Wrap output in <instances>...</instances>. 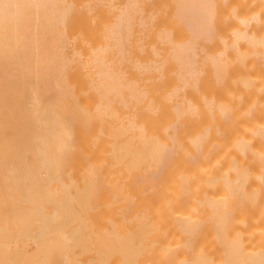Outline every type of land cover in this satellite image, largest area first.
I'll return each instance as SVG.
<instances>
[{
  "label": "bare ground",
  "instance_id": "bare-ground-1",
  "mask_svg": "<svg viewBox=\"0 0 264 264\" xmlns=\"http://www.w3.org/2000/svg\"><path fill=\"white\" fill-rule=\"evenodd\" d=\"M80 2L0 0V264H264V86H256L254 117L246 113L253 118L214 99L202 103L203 116L214 106L238 117L224 118V128L232 122L223 160L222 143L219 151L200 148L199 132L191 147L175 148V119L198 112L195 103L173 99L196 79L200 62L210 63L213 78L224 75L225 46L245 38L264 50V32L235 26L232 40L223 36V49L211 54L203 41L213 30L212 0H173L185 38L167 41L177 83L161 91V102L155 97L157 107L145 101L152 91L144 100L140 86L117 81L108 66L124 56L119 33L137 0H122L94 43L97 31L83 20ZM136 60L137 70L162 69L151 57ZM83 66L92 72L87 79ZM163 96L176 102L165 105ZM165 107L164 134L152 112ZM125 108L135 109L129 118ZM239 118L252 130L238 127ZM152 122L161 134L148 131ZM236 125L243 130L234 133Z\"/></svg>",
  "mask_w": 264,
  "mask_h": 264
},
{
  "label": "rangeland",
  "instance_id": "rangeland-1",
  "mask_svg": "<svg viewBox=\"0 0 264 264\" xmlns=\"http://www.w3.org/2000/svg\"><path fill=\"white\" fill-rule=\"evenodd\" d=\"M137 2L138 3L136 4V7L133 8L135 10L132 11L133 16H132L129 28L127 30H124L123 32L119 33V35H123L125 37L123 39V44H124L123 48L124 49L122 48V50H124V52H125L124 56H122L121 58H120V55H118L116 57H112L110 59V63L108 64V66L110 68V71H112V73L114 72L113 76L116 77L115 79L117 81L122 82L124 80V83H125V82H128L130 80V82L133 81L132 83H135L136 86L137 85H138V87L140 86L141 92L143 90L144 91L143 93H145L142 95V97H144V100L147 98V95L151 91L154 93H157L159 90V92H158L159 94L157 93L158 95H156L154 97H152L150 95L152 92L148 95V97L150 96V98H152V99L148 98L150 101H147L148 99L145 100L146 102H149L151 105H152V102L154 101V103H155L154 105H156L158 107L159 103L155 102L156 101L155 97H157V98L159 96L161 97L163 94L161 91H163V92L167 91V93H168V90H170L169 87H172L173 85H176V83H177L176 76H175L176 70L174 69V67L170 63V61L167 57V54H166L167 41L170 38H172L174 40H178L180 37L182 38L184 36L185 32L183 29L184 27H182L178 24L179 22L177 21L176 18H174V13H172L173 6H174L173 0H137ZM80 3L82 4L81 10L83 12V17H84L83 20L84 21H88V20L93 21L92 22L93 27H95L94 29H95V31H97L96 35H95V33L91 34L92 38L95 36V38H93L91 40L94 43V42H97L96 40H98V41L101 40V39H98L99 34H102V32H103L102 30L105 28V26L110 25L111 24L110 22L114 21V14L117 13L116 9L119 7V4H122L124 2H122V0H81ZM212 3L214 6V12L212 15L213 30H212V33L210 35V39L203 41L204 43L202 42L204 44V46L206 45L205 46L206 49L209 48L208 50H206L209 53H211V54H212V52L217 53V50L223 49L222 48L223 44L221 42V38L223 36L224 37L226 36L227 40L228 39L232 40V31L235 28V26H236V28L237 27L238 28L245 27V29L247 30V32L249 34L252 32L251 35L254 33V34H256L255 36H258L257 34L260 35L261 32H264V0H213ZM114 5L116 8L114 7ZM136 9H137V12H136ZM171 14H172V17H171ZM243 18H245V19H243ZM141 20L146 21L144 26L140 25ZM94 24H95V26H94ZM263 34L264 33H262V35ZM174 37H176V38H174ZM184 38H182V39H184ZM82 39H83L84 46H86L84 34H83ZM94 39H96V40L94 41ZM222 40H223V38H222ZM229 40H228V42H230ZM253 48H255V50ZM261 48L262 47L260 45L253 46L245 38H240L238 40L236 46H230V45L225 46L224 47V53L222 54V59L224 58V60H226L225 61V68L223 67V69H222V71L223 72L225 71V72H224V75H223V73H221V77H220L221 79L220 78L215 79L216 77L213 76L214 75V74H212L213 72L210 73L212 66H210V63L208 61H206V64H204L205 62L204 63H202V62L198 63V66H197V72L198 73L196 74V79L194 78L190 81L189 87L185 88L183 90L184 91L183 93L179 92L176 94L177 96L176 95L173 96V99L175 98V100L177 99V101H180V100L184 101L185 100L186 103H187V101H189V102L191 101V103H193V104L195 103L196 104L195 109L200 110V111L194 110V111H196L195 113L198 112L196 115L195 114H186V116L188 118L185 117V115H184V117L182 116L183 118L182 117L179 118L180 120L175 119V122H176V120H178L177 121L178 123L180 122L179 126H178V124H177V126L175 125V127H176L175 128V133H176L175 137L178 139V140L175 139L176 140L174 143L175 148L182 150L184 148L191 147L189 140H190L191 136H193L192 134L195 135L196 133L199 132V134L202 133L199 137H200V139L202 138L201 142L203 144V145L200 144V148H203V147L205 148V147H207L206 145H208V147H212V148L216 147L217 149H219L218 147L223 145V147H220V149H221V150L219 149L220 151L217 150L216 148H215V150L220 152L219 155L224 153V150H222L224 148V129H227V127H230L231 124L229 125V123L232 122V121H229L228 126L226 125L224 128V118L227 115H228V117L233 116V115H230V113H228L229 111H231L230 109H232V107L236 108L235 111L237 113H240V116L242 114L244 116V114H245V116H248V117L250 116L251 118L254 117L253 116L254 114L252 111H254L253 106H254V103L256 102L255 96H257V91L259 89L256 86H259V85L264 86V63L261 64L264 60L262 61L261 57H259L262 54L260 55V53H257L258 50H259L258 52H260L261 50H262L261 52H264V50ZM116 50L118 51V48ZM243 51L246 52L244 54V56L242 58L240 57L241 59H239V58L237 59V57H236L237 54L240 52H243ZM155 53H157L159 55H157ZM201 54H204V53L200 52V55ZM136 57H138V59ZM149 57H151L152 60L157 61V63H159V65L161 66L162 69H160L159 71L153 70V71H151L152 73L149 71L150 72L149 73L148 71H144V70L140 71V70H137L135 68V66H134L135 61L134 60L137 59L138 62L140 61L141 63H143L147 59H149ZM198 57H197V59H198ZM262 57L264 58V55ZM148 61H150V60H148ZM207 64H209V65L207 66ZM142 71H143V73H139ZM115 72H117V73H115ZM82 73L86 79L89 78V76L92 74V72H90L87 69V67H84V66L82 67ZM211 77L212 78L215 77V78L212 79ZM121 78H122V80H119ZM216 80H217V82H216ZM213 81H215V82H213ZM256 84H258V85H256ZM170 85H172V86H170ZM155 86H156V88H155ZM157 87H159V88H157ZM163 87H164V89H163ZM146 90L147 91L150 90V92L148 91L149 92L148 93ZM171 90H172V88H171ZM191 90H192L193 95H191V92H188ZM118 91L119 90H117V92ZM117 92L115 94V97H113L114 98L113 100H115V102L123 99L122 95H120ZM154 93H152V94H154ZM167 93H164V95ZM117 95H120L119 96L120 98L117 97ZM145 95H146V97H145ZM182 95H183V97H181ZM201 95H203V96H201ZM165 96H167V95H165ZM165 96H163V97H165ZM159 98L157 99L158 101H159ZM207 98H209L211 100L214 99V101H217V102L213 101L211 103L212 105H215L214 103H216V107H218V105L219 106L226 105V107L229 106V108L225 107L226 109L229 110V111L226 110V112H225L227 115L225 117H224V115L222 116L221 112L219 111L220 109L218 108V110H217V108L215 109V107L212 106L210 109H207V107H206L207 112L205 111V116H203L204 110H205V109L202 110L203 108H205V107H203V104H204L203 102L206 101ZM161 99H162V97H161ZM173 99L169 100L171 106L173 104V103H171ZM186 99H188V100H186ZM151 100H153V101H151ZM164 100H163L164 102L162 101L163 103H165L167 101V98ZM175 100H173V101H175ZM185 101H184V103H185ZM199 101H201V102H199ZM159 102H161V100ZM169 102L165 103V105L169 104ZM224 102H226V103H224ZM233 102H234V104H233ZM219 103L220 104L224 103V104L220 105ZM240 104L245 106V107H243V106L241 107ZM201 105L203 108L201 107ZM199 106L201 108H199ZM238 106H240V107H238ZM251 106L253 107L252 111L250 110L252 108ZM169 107L167 106V108H169ZM129 108L128 109L131 110V105L129 106ZM167 108L165 107V110L163 108L162 109L158 108V109H156V112L153 110L155 113L152 112L153 117L155 115L154 118H156L157 122L161 123L164 121L163 123H161L162 124L161 130H163L164 134L167 131L166 129H168L167 123H169V121H170V120L169 121L165 120L167 117H169V119H170L169 115L168 116L166 115V117L164 115L168 111V110L166 111ZM126 109L127 108H125L123 111H121V113H123V112L126 113V111L128 110V109L127 110ZM133 109H132V111L128 110L129 113H126L128 118L130 117L128 114L134 113ZM160 110H162V111H160ZM209 110H211V112ZM244 110H246L247 112ZM248 110L250 111L251 115L253 114L252 115L253 117L250 114L247 115L249 113ZM158 111H160V112H158ZM201 112L203 114H201ZM233 112L234 111H232L231 114ZM119 114H120V112H119ZM161 114H163V115H161ZM218 114H219V116H218ZM120 115L123 116L122 114H120ZM117 116H119V115H117ZM231 117H230V119H231ZM233 117L238 118L235 115ZM248 117H245V118L248 119ZM131 118L134 119L135 121H137L135 117L131 116ZM157 118H160L159 119L160 121ZM251 118H249V119H251ZM116 119H117V117H116ZM182 119L185 121H183ZM188 119H190V121ZM230 119L227 118V120H230ZM240 119L241 118L238 119L239 120V126L238 127H240L242 125L243 127L245 126L244 128H246V132L251 131L253 125H252V123H249V125H248L249 119L248 120L245 119L246 123H244V121L242 119L241 120L243 122H241ZM235 120H237V119L233 120V125H232L233 128H235L234 127L235 126L234 124L236 122ZM238 120H237V123H238ZM124 121H126V120L124 119ZM181 121H182V123H181ZM188 121L191 123H189ZM117 122H118V120H117ZM157 122L156 123L152 122L156 126L151 125L152 127H150V129H148V131H152L151 129L153 128V130L156 133V129L158 130V127L161 128L160 127L161 124L159 125V123H157ZM204 124L205 125L208 124V125L205 126ZM226 124H227V122H226ZM245 124H247L251 130ZM163 125H165L164 126L165 128H163ZM250 125H252V127H250ZM191 126H193V127L191 128ZM238 127L236 125V130L234 133H236V132L239 133L243 130V129L241 130ZM186 129L188 130V132ZM209 129H211V130H209ZM228 129H230V128H228ZM159 131L160 130L157 131L158 135L162 133V131H161V133ZM168 131H169V129H168ZM179 131H180V133H178V136H177V132H179ZM135 132H137V131H135ZM231 132H233V129ZM181 133L182 134L184 133V134L180 135ZM187 134L189 137L187 136ZM202 135H204V137L207 135V137H205L206 140H204V137ZM215 135L218 137H215ZM154 136H156V135L154 134ZM180 136H181V138H179ZM182 136H184L183 137L184 141L180 142L182 140ZM179 142H180V144L183 143L182 148L178 147L179 145L177 143H179ZM215 142L217 143L218 146L216 145ZM219 142H220V144L222 143V145H220ZM212 143H214V145ZM211 145H213V146H211ZM174 146H172L173 149H174ZM221 151H223V152H221ZM222 157H224V154L220 155V160ZM222 160H223V158H222ZM148 173H152V172L148 171Z\"/></svg>",
  "mask_w": 264,
  "mask_h": 264
},
{
  "label": "crops",
  "instance_id": "crops-1",
  "mask_svg": "<svg viewBox=\"0 0 264 264\" xmlns=\"http://www.w3.org/2000/svg\"><path fill=\"white\" fill-rule=\"evenodd\" d=\"M212 2H213V0H212Z\"/></svg>",
  "mask_w": 264,
  "mask_h": 264
}]
</instances>
